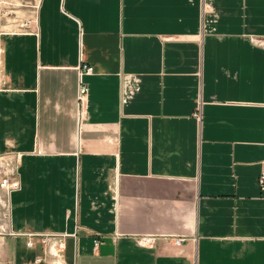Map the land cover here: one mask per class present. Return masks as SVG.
<instances>
[{"label": "crops", "instance_id": "1", "mask_svg": "<svg viewBox=\"0 0 264 264\" xmlns=\"http://www.w3.org/2000/svg\"><path fill=\"white\" fill-rule=\"evenodd\" d=\"M205 1L40 0L1 37L15 264H47L29 234L64 264H264V0Z\"/></svg>", "mask_w": 264, "mask_h": 264}, {"label": "built area", "instance_id": "2", "mask_svg": "<svg viewBox=\"0 0 264 264\" xmlns=\"http://www.w3.org/2000/svg\"><path fill=\"white\" fill-rule=\"evenodd\" d=\"M40 0H0V39L2 36L11 35H25L35 33L34 27L38 20V9ZM212 7L208 2L202 0L201 12L204 16L206 13L211 12ZM258 44H262L260 40H256ZM2 47L0 44V65H1ZM86 73L91 72L90 67H86ZM1 77V67H0ZM2 90L0 80V91ZM86 91L85 86L82 85L79 76V98ZM132 91H129L131 96ZM199 117L198 113H195ZM21 154L16 151H0V197L9 198L10 194L18 191L21 188V181L19 178V164ZM258 186L264 198V162L260 174L258 176ZM0 205L4 206L0 201ZM2 226H0L1 228ZM14 234V233H12ZM30 238L27 239L26 245L29 248L34 247L38 241L42 246L43 257L48 255L52 257H63L62 252L65 249L64 237L66 234H29ZM157 236L154 235H137L134 237L135 243L142 247H150L155 242ZM172 243L180 245L184 241L182 236H172ZM98 241L94 244L97 246ZM44 260L37 257L36 261L41 262Z\"/></svg>", "mask_w": 264, "mask_h": 264}, {"label": "rangeland", "instance_id": "3", "mask_svg": "<svg viewBox=\"0 0 264 264\" xmlns=\"http://www.w3.org/2000/svg\"><path fill=\"white\" fill-rule=\"evenodd\" d=\"M0 201L4 206L0 205V264H15L14 262V256L15 251L19 248L18 245L15 242V239H13L14 235L12 234L13 231L9 230L8 227V199L4 198L3 196L0 197ZM41 246V250H42ZM38 253V255L35 257V260L37 257H41L44 260H42L40 263H47V264H56L57 261L62 262V257H52L48 255L46 258L43 257V250L42 252ZM64 252V251H63ZM62 252V254H63ZM59 262V263H60Z\"/></svg>", "mask_w": 264, "mask_h": 264}]
</instances>
